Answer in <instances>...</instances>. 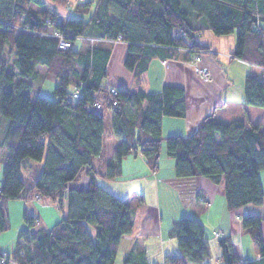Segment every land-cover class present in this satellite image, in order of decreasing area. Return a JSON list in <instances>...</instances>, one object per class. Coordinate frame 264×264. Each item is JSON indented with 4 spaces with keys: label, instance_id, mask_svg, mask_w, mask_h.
<instances>
[{
    "label": "trees",
    "instance_id": "16d2710c",
    "mask_svg": "<svg viewBox=\"0 0 264 264\" xmlns=\"http://www.w3.org/2000/svg\"><path fill=\"white\" fill-rule=\"evenodd\" d=\"M205 30L234 34L229 56L259 69L244 77L243 104L264 108V0H0V233L9 227L10 199H48L62 214L45 228L24 213L26 226L18 230L14 248L0 251L4 264H114L134 215L125 199L97 180H117L131 150L155 171L163 140L176 178L222 182L228 211L262 203L260 124L246 118L221 122L210 113L187 135L162 136L164 116L185 115L183 87L164 84L159 92L122 87L112 93L105 81L115 41L126 44L123 65L138 79L154 56L182 53L188 61L209 52L198 39ZM61 36L69 46H58ZM44 69L56 83L55 98L32 99L34 80ZM76 91L81 96H73ZM106 110L112 135L122 139L110 154ZM83 171L87 186L69 187ZM261 221L249 212L240 216L256 258L241 257L228 236L217 238L223 264H264ZM167 233L177 248L162 263L129 251L122 264H206L211 254L199 219L180 216Z\"/></svg>",
    "mask_w": 264,
    "mask_h": 264
},
{
    "label": "crops",
    "instance_id": "0c3cea01",
    "mask_svg": "<svg viewBox=\"0 0 264 264\" xmlns=\"http://www.w3.org/2000/svg\"><path fill=\"white\" fill-rule=\"evenodd\" d=\"M46 5L47 7L53 6L49 1L46 2ZM202 35L203 32L198 36L199 41L209 46L211 52L196 53L191 57L192 59L188 61L184 59L182 53L176 58H161L159 56H154L149 62L147 69L138 79H135L133 73L126 70L123 64L122 66L118 65L124 77L120 78L117 81L118 83H115L117 86H113L110 83H108V85L114 88L125 87L128 89H143L148 92H159L164 84L183 87L186 100L185 115L182 118L164 116L161 124L162 136L174 134L187 135L196 128L198 122L204 116L210 113L213 114V117L217 121L226 123L234 119H250L254 123L260 124L261 128L264 130V108L244 106L243 104L244 77L248 73H257L259 69L241 59L229 56V52L233 49V44H235V36L233 38L234 41L230 40L233 47H230L228 52L220 53L217 47H213V40L210 39V41L205 42ZM118 42L122 41H117L114 48L119 45ZM120 45L122 46L116 51H118V54L120 51V58H123L126 54L127 46L124 42L120 43ZM112 47L113 44L106 64V74L110 66L112 50L114 49ZM193 60H195L199 67H205L208 70L210 76L208 80L203 81L194 74L191 64ZM43 71H45V69L40 71V73H44ZM107 81L108 80H106V82ZM235 84L236 88H233ZM238 87H240L239 91ZM234 89H236V92L238 91L236 95L233 94ZM121 140V138L115 137L114 135L107 137L106 144L108 154L115 149ZM128 154L122 159L121 174L117 180H97L99 184L125 199L129 206L132 204L134 208L133 230L130 234L121 238L117 253L121 251L123 257L129 251H140L146 254L148 260L162 263L165 255L176 251V241L167 233L170 225H165L166 227H163V220L166 216V212L163 213L161 208V201L163 199L160 198L159 194V183L161 182L164 185L163 191L166 189L175 191V194L182 200L184 209L191 212V214H195L194 216L201 222V218L205 211V218L208 221L211 212H220V216L223 217L221 218L218 229H214V231L220 230L222 232L221 237L228 236L233 243L235 251L239 253L241 257L256 258L257 252L255 249H253L254 256L249 255L251 244H249L247 240L246 244L250 247L243 245L244 231L242 230L239 218L245 211L260 215L262 217V230L264 226V195L262 203L258 206L248 205L225 213L223 211L222 200L224 195L221 188L220 194H215L210 189L207 182L202 185L204 180L200 178L201 176L178 179L171 169L162 174H158L157 168L155 170V175V171L150 169L140 153L133 152V158H129ZM149 171L154 173V176H148ZM259 179L264 194V170L259 172ZM145 196H147L148 203L145 200ZM199 198L208 202L209 205L205 206ZM45 204L44 206H46V208L48 207L49 210L42 213L39 210V206L42 204L35 205L34 203H26V205L23 206V214L27 213L28 215L37 217L38 223L36 225L38 227L48 228L61 217L59 215L60 212L56 213L57 208L49 205L46 201ZM8 205H11V208L16 212H19L21 207L19 202H9ZM146 205H148L149 208L148 211L145 212V216H148L149 220H147L146 224H143V228H145L143 230L141 227L137 226L136 218L142 215L140 210ZM153 210L156 211L155 219L152 217ZM224 215L226 217H224ZM49 221L53 223H47ZM21 226L25 227L26 224L23 222ZM212 234L213 232H209V235L206 233L211 255L208 258L209 261L205 260V262L206 264H223L220 247ZM6 236L7 234L5 231L0 233V249L5 248L3 242H5ZM244 246L246 248H244ZM213 254H217V256L214 255L217 261L212 258Z\"/></svg>",
    "mask_w": 264,
    "mask_h": 264
},
{
    "label": "rangeland",
    "instance_id": "374dc122",
    "mask_svg": "<svg viewBox=\"0 0 264 264\" xmlns=\"http://www.w3.org/2000/svg\"><path fill=\"white\" fill-rule=\"evenodd\" d=\"M73 16L77 17L79 15L77 13H74ZM202 36H203V39H204L205 42L210 41V39H212L213 42H214L213 47H215V48L217 47V49H219L220 53L228 52V49L230 47H233V45H234V44L232 45V42L230 43V40L234 41V39H233L234 38V34L215 35L210 30H205V31H203V35ZM115 42L113 43V47L112 48H114V45L117 44V41H115ZM118 43H119V45H117L112 50L111 59H110V66L108 67V72H107L106 77H105V79L109 81V82L107 81V83H110L113 86H117L115 83H118L117 81L120 78L124 77L123 73L119 70V67H118V65L122 66L124 57L120 58V55H121L120 51H119V54H118V51H116L123 44L120 45V43H122V42H118ZM209 52H211V50ZM195 60H193L191 62L194 74L198 78H201L203 81L204 80L205 81L208 80L209 77H210L209 76V72H208V75H207V72L205 71V67H199L196 64ZM40 71H42V70H40ZM43 72L44 73H40L41 78L39 77L36 80H34V82L36 83V87H34L32 92H31V98L32 99H34L36 94H40V95H43L45 97L52 98V99L55 98V96H54V87H55L56 83L47 73H45L46 70L43 71ZM233 88H236V84H235V86ZM239 89H240V87H238V91H239ZM70 90H71V88H70ZM238 91L236 92V89H234L233 94L236 95V93H238ZM103 117H104V124H105V128H104L105 129V133H106L107 137H109V135L112 136V133H111V130H112V128H111V114H110V112L108 110L103 112ZM128 156H129V158H133L132 150L129 152ZM169 169H171V171H174L173 170L174 169V160H173V158H170V157H168L166 155V144H165V140H163L161 142V150H160L159 159H158V169H157L158 172L157 173L158 174H162L163 172H167ZM124 173H126V172H124ZM24 175L25 174H24V170H23L22 171V176H24ZM155 175H156V171H155ZM148 176H154V173L149 171ZM1 177H2V164L0 162V182L2 180ZM200 178H203V180H204L202 185H204V183L207 182V184H209L210 189L215 194L216 193L220 194V188L223 191L222 182L213 183L210 179H208L206 177H200ZM87 183H88V177L85 174V172L83 171V172H81V174H80V176L78 177L77 180L72 181V182L69 183V187L85 188L87 186ZM218 184H220V185H218ZM163 186H164L163 183L160 182L159 183V188H160L159 194H160V198H163L162 201H161L162 202L161 203V208H162L163 213L166 212V216H165V218L163 220V227H166V226L170 225L172 223V220H174V219H176V218H178L180 216H187V215L188 216L189 215H193L194 216L195 215V214H191V212H188V211H186L184 209L183 202L178 197V195L175 194V191H169L167 189L163 191V188H164ZM223 195H224V192H223ZM217 198H218V196H217ZM219 198H220V196H219ZM145 200L148 203L147 196H145ZM222 200H223V211L225 213H229L227 208H226V206H225V198H224V196L222 197ZM45 201L49 205H52L54 208H57V210L55 209L56 213L60 212L59 215H60V217L62 216L61 211L57 207V205L54 202L49 201L48 199L46 200L44 198L35 197L34 199L29 200V201H24L23 199H20V198L19 199H10L8 201V203L9 202H19L21 204L20 205L21 207H20L19 212H16L13 208H11V205L7 204L8 217L10 219L9 220V227L5 230V232L7 234V236H6L5 240H4L5 242L2 241L3 244L5 245L4 246L5 248H3V249L1 248L0 251H2L4 253H9L13 249V247L15 245L16 237H17V232H18V230L21 227H23V226H21L22 223L23 222L25 223L24 218H23V206L26 205V203H34L35 205H41L42 204L41 206H39V208H40L39 210L43 213L46 210H49L48 207L46 208V206H44V205H46ZM44 208H45V210H44ZM130 208H131L132 211L134 210L132 204H130ZM148 208H149V206L146 205L142 210H140V213L142 215H140V217L136 218L137 226L141 227L143 230L145 229V228H143V224H146L147 220H149L148 216H145V212L148 211ZM205 212L203 214V217L201 218L202 219V223H203V225L205 227V233H207L209 235V232H211V233L213 232L212 236L215 238L216 243H218L217 242L218 241L217 238L221 236L222 232L220 230H215L214 231V229H218L219 223L221 222V218L223 216H220L221 215L220 212H217V211L211 212L210 213L211 215H210V218H209V221H208L205 218V215H206ZM152 217H153V219L156 218V211L155 210L152 211ZM224 217H226V216L224 215ZM37 223H38V218L36 220V224ZM47 223H51L52 224L53 222L49 221ZM263 224H264V222H263ZM216 231L218 232V234H220L219 236L216 235ZM262 232H263L262 237H263V241H264V226L262 228ZM10 235H11V237H10ZM243 238H244L243 239V245H245L247 247H250V246H248L246 244V240H247V242H249V244H251V249L249 250V255L250 256H254V250L253 249H255V248H254V245L251 243L249 235L244 232ZM245 246H244V248H246ZM214 255L217 256V254H213V257H212V258H214L216 260ZM10 264H14V263H12L10 261ZM114 264H122V253H121V251L119 253H117Z\"/></svg>",
    "mask_w": 264,
    "mask_h": 264
},
{
    "label": "built area",
    "instance_id": "2783aa9c",
    "mask_svg": "<svg viewBox=\"0 0 264 264\" xmlns=\"http://www.w3.org/2000/svg\"><path fill=\"white\" fill-rule=\"evenodd\" d=\"M58 46L61 48L67 47V46H69V42L66 39H64V37L61 36L59 38ZM205 71L207 72V75H208V70L206 68H205ZM110 92L115 93L116 89L114 87H111ZM73 96L79 97L81 95H80L79 91H76L73 93ZM113 103H115V102H113ZM96 106H99V103H97ZM216 235L219 236L220 234H218V232L216 231ZM5 262H6V255L3 253V255L0 256V263L4 264ZM12 263H14V262L12 261Z\"/></svg>",
    "mask_w": 264,
    "mask_h": 264
}]
</instances>
